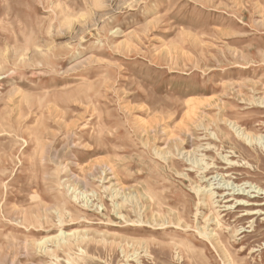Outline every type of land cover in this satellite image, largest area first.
<instances>
[{
    "label": "rangeland",
    "instance_id": "374dc122",
    "mask_svg": "<svg viewBox=\"0 0 264 264\" xmlns=\"http://www.w3.org/2000/svg\"><path fill=\"white\" fill-rule=\"evenodd\" d=\"M261 97L264 0H0V264H264Z\"/></svg>",
    "mask_w": 264,
    "mask_h": 264
},
{
    "label": "bare ground",
    "instance_id": "6f19581e",
    "mask_svg": "<svg viewBox=\"0 0 264 264\" xmlns=\"http://www.w3.org/2000/svg\"><path fill=\"white\" fill-rule=\"evenodd\" d=\"M263 98L264 97H261L260 99H262V101L260 102V103H264V100H263ZM50 105V104H49ZM56 109V108H55ZM187 118H189V117H187ZM190 119V118H189ZM192 119V118H191ZM187 121H189V120H187ZM191 121V120H190ZM189 121V122H190ZM192 122H193V120H192ZM224 122L226 123V124H228L233 130H234V132L236 133V135L238 136V137H240V138H242V139H244L245 141H247V142H250L251 141V137H250V135H249V133H247L245 130H244V128L243 127H241V126H239L238 124H236L234 121H232V120H229V119H226V120H224ZM185 127V126H184ZM147 128H148V126H147ZM150 128V127H149ZM148 130H150V129H148ZM181 130V129H180ZM213 135H215V134H213ZM172 137H174V136H172ZM171 137V138H172ZM215 137L216 138H214V139H217V138H219L218 136H216L215 135ZM236 137V136H235ZM253 137V136H252ZM239 138V139H240ZM257 138H259V137H256V139ZM254 139V138H253ZM259 140V139H258ZM189 152H187V154H188ZM186 156V155H185ZM200 162V161H199ZM196 163V162H195ZM207 166V165H206ZM239 190H241V189H239ZM237 191H238V189H237ZM212 193V192H211ZM113 194V193H112ZM119 194V193H118ZM233 194V193H232ZM235 194H243L242 192H237V193H235ZM194 218V217H193ZM194 231V230H193ZM220 262V261H219Z\"/></svg>",
    "mask_w": 264,
    "mask_h": 264
}]
</instances>
